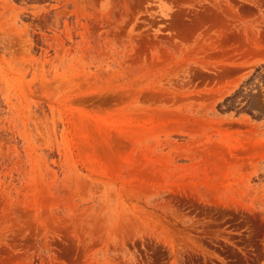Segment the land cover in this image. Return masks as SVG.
Segmentation results:
<instances>
[{
    "label": "rangeland",
    "instance_id": "obj_1",
    "mask_svg": "<svg viewBox=\"0 0 264 264\" xmlns=\"http://www.w3.org/2000/svg\"><path fill=\"white\" fill-rule=\"evenodd\" d=\"M0 264H264V0H0Z\"/></svg>",
    "mask_w": 264,
    "mask_h": 264
}]
</instances>
